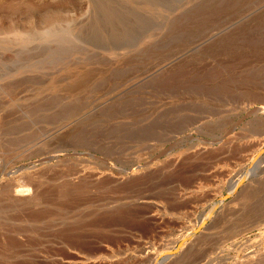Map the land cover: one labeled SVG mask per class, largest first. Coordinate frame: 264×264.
Segmentation results:
<instances>
[{
    "label": "rangeland",
    "instance_id": "374dc122",
    "mask_svg": "<svg viewBox=\"0 0 264 264\" xmlns=\"http://www.w3.org/2000/svg\"><path fill=\"white\" fill-rule=\"evenodd\" d=\"M0 264H264V0H0Z\"/></svg>",
    "mask_w": 264,
    "mask_h": 264
},
{
    "label": "bare ground",
    "instance_id": "6f19581e",
    "mask_svg": "<svg viewBox=\"0 0 264 264\" xmlns=\"http://www.w3.org/2000/svg\"><path fill=\"white\" fill-rule=\"evenodd\" d=\"M136 173V172H135ZM27 182V181H26ZM234 231V230H233Z\"/></svg>",
    "mask_w": 264,
    "mask_h": 264
}]
</instances>
